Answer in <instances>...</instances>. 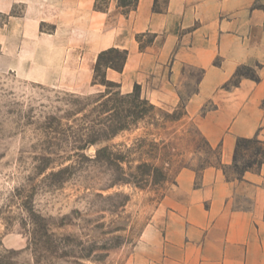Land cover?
Returning <instances> with one entry per match:
<instances>
[{"label":"rangeland","instance_id":"374dc122","mask_svg":"<svg viewBox=\"0 0 264 264\" xmlns=\"http://www.w3.org/2000/svg\"><path fill=\"white\" fill-rule=\"evenodd\" d=\"M101 2L106 10L108 0ZM25 6L0 9V264H153L152 240L161 239L167 217L163 201L180 173L194 171L196 187L208 168L241 178L258 145L243 144L238 167L222 161L221 146L208 141L187 108L202 74L193 68L175 104L154 103L139 85L147 113L114 131L115 109L139 102L136 87L125 93L117 82L95 79V71L86 92L34 79L35 65L51 52L33 48L31 22H11ZM39 30L51 33L55 24ZM122 55H107L100 74Z\"/></svg>","mask_w":264,"mask_h":264},{"label":"crops","instance_id":"0c3cea01","mask_svg":"<svg viewBox=\"0 0 264 264\" xmlns=\"http://www.w3.org/2000/svg\"><path fill=\"white\" fill-rule=\"evenodd\" d=\"M16 2L25 11L11 22H31L33 48L51 52L35 65L34 79L86 92L99 54L128 50L123 70L108 68L106 77L125 93L140 85L154 103H177L186 69L202 73L187 108L221 146L224 163H233L238 138L264 137V0H139L136 7L108 0L106 10L96 0H2L0 9ZM46 22L53 32L39 30ZM242 66L256 67L259 79L229 85ZM178 181L163 201L153 264H264V163L237 179L208 168L199 187L191 170Z\"/></svg>","mask_w":264,"mask_h":264},{"label":"trees","instance_id":"16d2710c","mask_svg":"<svg viewBox=\"0 0 264 264\" xmlns=\"http://www.w3.org/2000/svg\"><path fill=\"white\" fill-rule=\"evenodd\" d=\"M139 0H120L119 5L122 7H136L137 3ZM96 8L100 9V10H105L103 8V6L101 5V0H96ZM156 9H159L160 7H158V5L155 7ZM123 54L122 55V62L121 64H117L114 62V60L110 59L106 65H104L105 70H107L108 68H113L116 70H123L124 65H125V61L128 57V50H122L119 48H110L107 50H104L103 52H101L99 54L98 57V61L96 64V68H95V79H97L98 77H101L104 81H109L106 78V75H101L100 72L102 70V66H103V60L105 59V57L109 54ZM243 68L240 67L235 73L234 75V79L237 77H250L253 78L255 80H258L259 77L257 75H248V74H244L243 72H241V69ZM238 82L235 81L234 84H237ZM136 90L132 94H129V97L133 95V97L135 98V101L138 100L139 102L135 104L134 109L132 108H127V109H122V108H116L115 109V113L114 115H112L115 119H118V121H120V124L117 126H114V131H121L124 130L128 127L129 122L127 121L128 118L130 117H134V118H141L143 115H145L147 113V105H149V101L148 99H143L139 93L140 90V86L136 85ZM134 101V102H135ZM244 143H252L255 145H258V148L256 149L255 153L253 154V156L250 157V159L245 163V167H244V171H248L251 169H257L259 168L263 163H264V141L261 140L258 136L253 137V138H245V137H240L237 140V144H236V150H235V155H234V160L232 165L234 167H238V159H237V154L238 151L240 150V148L243 146Z\"/></svg>","mask_w":264,"mask_h":264}]
</instances>
